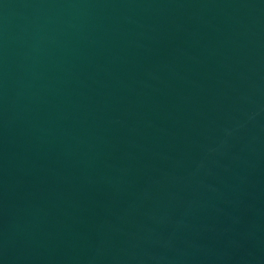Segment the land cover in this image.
I'll return each mask as SVG.
<instances>
[{
	"label": "water",
	"instance_id": "95a60500",
	"mask_svg": "<svg viewBox=\"0 0 264 264\" xmlns=\"http://www.w3.org/2000/svg\"><path fill=\"white\" fill-rule=\"evenodd\" d=\"M0 264H264V0H0Z\"/></svg>",
	"mask_w": 264,
	"mask_h": 264
}]
</instances>
